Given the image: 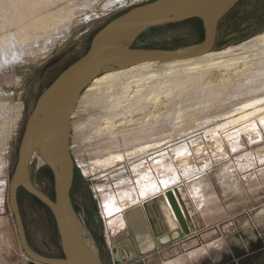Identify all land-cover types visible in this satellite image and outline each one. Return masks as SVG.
<instances>
[{
	"label": "rangeland",
	"instance_id": "rangeland-1",
	"mask_svg": "<svg viewBox=\"0 0 264 264\" xmlns=\"http://www.w3.org/2000/svg\"><path fill=\"white\" fill-rule=\"evenodd\" d=\"M151 1L89 0L88 3L87 0L88 5L83 10H75L78 13L69 21L66 30L61 25L41 31L45 38L49 36L40 41L45 44L38 55L27 54L20 61L10 59L6 63L0 62V130L6 121L14 118L17 108H21L6 148L3 145L4 133L0 131V200L6 206L20 138L37 98L63 69L87 52L92 37L110 20ZM262 33L264 0H241L219 23L212 52L237 47ZM202 39L203 30L199 23L184 22L149 30L130 43L129 47L183 51L194 47ZM4 58L6 60L8 56ZM208 78V83L197 90L178 91V97L174 93L166 98L163 101L165 109L160 105L158 112L162 114L145 129L146 136L133 139L128 138L126 133L97 135L95 126L102 118L114 114L110 117L118 122L129 111L123 113L124 116L118 111H103L102 106L93 103L91 93L83 92V98H80L75 109L77 112L71 119L70 154L76 181L72 201L86 236L89 230L92 233L97 231L95 235L100 243L104 264H108L110 254L105 224L107 218L114 219L120 214L112 212L114 215L108 216L107 212L122 200L136 198L145 181L157 185L159 193L176 179L175 173L180 168L236 165L235 160L243 153L249 155L251 167L261 164L259 160L264 158V106H259L258 112H250L243 120L231 123L229 113L232 115L246 99L241 95L234 98L214 95L210 86L220 79ZM174 90L177 92L179 88ZM145 144L152 147L146 151H136ZM132 151L135 153L128 157ZM116 155H122L124 160L117 162L114 158L110 159ZM142 165H146V168L143 169ZM45 167L38 157H33L31 177L40 191L54 199L53 180L46 174ZM18 201L31 248L42 256L58 257L59 238L50 212L24 192L20 193ZM121 219L118 220L121 222ZM93 222L95 227L92 226ZM85 226H88V231Z\"/></svg>",
	"mask_w": 264,
	"mask_h": 264
},
{
	"label": "water",
	"instance_id": "water-1",
	"mask_svg": "<svg viewBox=\"0 0 264 264\" xmlns=\"http://www.w3.org/2000/svg\"><path fill=\"white\" fill-rule=\"evenodd\" d=\"M240 1L153 0L136 6L113 18L100 29L92 37L87 52L62 71L40 94L26 120L8 187V206L19 245L31 264H102L98 252L86 236L71 199L74 180L70 154L71 119L89 84L107 65L119 63L128 68L142 63L192 60L211 53L216 44L219 23ZM195 19L201 22L203 39L188 50L129 47L130 43L150 29ZM41 133L46 134L42 148L35 146ZM39 156L52 173L54 199L40 191L31 177V162L33 157ZM20 189L50 212L58 233L60 257L42 256L29 245L19 208ZM164 197L181 233L187 235V224L173 192H164ZM123 219L130 235L129 242L140 257L157 250L141 204L124 211Z\"/></svg>",
	"mask_w": 264,
	"mask_h": 264
},
{
	"label": "bare ground",
	"instance_id": "bare-ground-1",
	"mask_svg": "<svg viewBox=\"0 0 264 264\" xmlns=\"http://www.w3.org/2000/svg\"><path fill=\"white\" fill-rule=\"evenodd\" d=\"M86 2L87 0H0V62L6 63L10 59L20 61L27 54L38 55L45 44L40 41L49 36L45 38L41 35V31L61 25L65 28L63 30H66L69 21L78 13L76 9L83 10L88 5ZM5 56L8 58L3 60ZM161 65L162 63H142L129 68H124L119 63L114 66L107 65L89 84L84 94L91 93L93 103L102 106L100 107L102 110L110 113L118 111L120 115L129 111L128 115L121 117L118 122L110 117L114 114L102 118L95 126L94 131L97 135L113 136L126 133L128 138L132 139L145 135V129L152 126L151 123L161 116L159 109H165L163 101L166 98L172 97L174 93L177 96L178 91L192 92L201 88L208 83L209 76L220 79L219 81L215 79L217 82L210 86L214 95L228 97L241 95L246 99V102L239 105L240 107L233 111L232 115L229 113V118H232L231 123L243 120L251 114L250 112H258L260 109L257 108L264 106V33L237 47L211 52L197 59L171 61L164 63V66ZM110 68L115 69L109 72ZM176 88H179L177 92L174 90ZM20 109L17 108L14 118L6 121L1 129L4 133L5 148L19 120ZM76 112L77 110L72 118ZM45 137L46 134L41 133L35 146L42 148ZM150 147L152 146L145 144L136 151H146ZM134 153L130 152L128 157ZM39 158L42 162L40 156ZM113 158L117 162L124 160L122 155L110 157ZM142 166L143 169L146 168V165ZM157 191V185L145 181L136 198L130 197L122 200L119 205H113L107 215L120 213L113 219L118 220L122 213L123 218L124 211L131 208L135 201L145 200Z\"/></svg>",
	"mask_w": 264,
	"mask_h": 264
},
{
	"label": "crops",
	"instance_id": "crops-1",
	"mask_svg": "<svg viewBox=\"0 0 264 264\" xmlns=\"http://www.w3.org/2000/svg\"><path fill=\"white\" fill-rule=\"evenodd\" d=\"M259 161L251 167L243 153L236 165L177 169V179L165 190L130 206H143L157 250L140 257L123 218L110 217L105 224L108 264H264V158ZM167 191L180 205L187 235L164 197ZM0 264H31L20 248L9 206L1 200Z\"/></svg>",
	"mask_w": 264,
	"mask_h": 264
},
{
	"label": "trees",
	"instance_id": "trees-1",
	"mask_svg": "<svg viewBox=\"0 0 264 264\" xmlns=\"http://www.w3.org/2000/svg\"><path fill=\"white\" fill-rule=\"evenodd\" d=\"M186 22H196V23H199L200 26H201V22H200L199 20H197V19H195V20H189V21H186ZM186 22H185V23H186ZM103 27H104V26H103ZM103 27H102V28H103ZM201 27H202V26H201ZM102 28H101V29H102ZM154 29H155V28H154ZM150 30H153V29H150ZM77 60H78V59H77ZM77 60H76V61H77ZM74 62H75V61H74ZM74 62H73V63H74ZM73 63H71V64H73ZM71 64H70V65H71ZM70 65H69V66H70ZM69 66H67V67H69ZM67 67H66V68H67ZM66 68H65V69H66ZM65 69H63L62 71H64ZM62 71H61V72H62ZM55 79H56V78H55ZM55 79H54V80H55ZM54 80H53V81H54ZM53 81H52V82H53ZM52 82H51V83H52ZM45 169H46V171H47L46 174H47L48 176H50V178L53 180V176H52V173L50 172V170H49L47 167H45ZM74 178H75V176H74ZM75 187H76V181H75V179H74V180H73V185H72V190H71V199L73 198V192H74V190H75ZM21 192H24L26 195H28L25 191H23L22 189H20V192L18 193V199H19V195H20ZM28 196H30V195H28ZM30 197H32V196H30ZM32 198H33V197H32ZM34 199H35V198H34ZM35 200H36V199H35ZM36 201H37V200H36ZM37 202H38V201H37ZM39 203H40V202H39ZM40 204H41V203H40ZM72 204H73V201H72ZM41 205H42V204H41ZM42 206H43V205H42ZM43 207H45V206H43ZM73 207H74V210H75V212H76V214H77V210H76V207L74 206V204H73ZM45 208H46V207H45ZM46 209H47V208H46ZM47 210H48V209H47ZM92 226L95 227V223H94V222L92 223ZM85 229L88 231V226H87V227L85 226ZM96 232H97V231L95 230V231L92 233V232L89 230V234H88L87 236H90L91 239L93 240V242H94V246H95V248H96V250H97V252H98L99 258H100L102 264H104V261L102 260V257H101V252H100V250H99V249H100V243H99V241H98V239L96 238V235H95ZM90 237H89V238H90ZM100 241H101V240H100ZM101 243H102V242H101Z\"/></svg>",
	"mask_w": 264,
	"mask_h": 264
},
{
	"label": "flooded vegetation",
	"instance_id": "flooded-vegetation-1",
	"mask_svg": "<svg viewBox=\"0 0 264 264\" xmlns=\"http://www.w3.org/2000/svg\"><path fill=\"white\" fill-rule=\"evenodd\" d=\"M26 120H27V119H26ZM24 126H25V125H24ZM23 129H24V128H23ZM22 133H23V132H22ZM21 136H22V135H21ZM19 192H20V190H19ZM19 192H18V193H19ZM58 257H60V255H59Z\"/></svg>",
	"mask_w": 264,
	"mask_h": 264
},
{
	"label": "built area",
	"instance_id": "built-area-1",
	"mask_svg": "<svg viewBox=\"0 0 264 264\" xmlns=\"http://www.w3.org/2000/svg\"><path fill=\"white\" fill-rule=\"evenodd\" d=\"M25 260H26V261H29L26 257H25ZM29 262H30V261H29Z\"/></svg>",
	"mask_w": 264,
	"mask_h": 264
}]
</instances>
